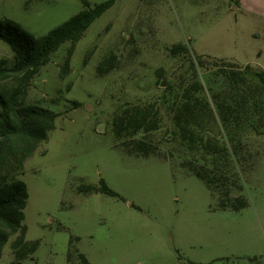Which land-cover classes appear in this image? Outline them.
<instances>
[{"label":"rangeland","instance_id":"rangeland-1","mask_svg":"<svg viewBox=\"0 0 264 264\" xmlns=\"http://www.w3.org/2000/svg\"><path fill=\"white\" fill-rule=\"evenodd\" d=\"M83 1L0 0V20L39 36L82 11ZM179 44L188 52L173 56ZM71 49L52 55L25 100L60 117L18 177L29 192L27 240L41 243L24 264H68L72 236L90 264H264V135L224 125L214 106L232 93L224 70H264V19L241 0H116L67 66ZM3 60L11 66L15 56L0 40ZM15 86V78L0 80L3 90ZM187 101L196 113L181 123ZM138 104L156 109L158 129L135 137L155 153L148 158L113 131L115 117ZM202 169L215 180L224 174L217 193L191 174ZM101 178L125 202L79 192ZM237 195L249 198L247 209L217 210ZM13 240L0 264H12ZM75 248L70 264H83Z\"/></svg>","mask_w":264,"mask_h":264},{"label":"trees","instance_id":"trees-1","mask_svg":"<svg viewBox=\"0 0 264 264\" xmlns=\"http://www.w3.org/2000/svg\"><path fill=\"white\" fill-rule=\"evenodd\" d=\"M115 4L116 0H107L95 5L84 0L82 11L39 36L29 33L12 20H0V40L15 56L11 66L7 61H0V80L16 79V86L12 89L0 88V261L4 248L12 238H14L11 244L14 257L12 264L34 261V256L41 245L40 241L27 240L28 227L24 222L29 192L27 184L18 177L23 175L26 161L35 155L40 145L48 141L50 134L57 129L60 115L39 106L25 105L31 81L39 74L40 69L50 62L54 53L64 45L71 44L68 66L76 45L91 26ZM185 51L188 52L181 44L170 49L173 56H179ZM199 64L204 66L201 60ZM223 76L230 81L232 93L228 97H218L214 100L222 123L233 128L246 124L256 134L264 135V70L248 64L243 71L224 70ZM75 106L81 104L75 103ZM155 113L154 106L138 104L124 109L114 119V133L118 138L129 137L136 143L137 157L148 158L155 155L145 140L135 138L139 132L147 133L158 129L154 119ZM195 113L196 108L187 101L178 109L179 121L188 122ZM203 170H191V174L200 179L208 190L217 193V190L222 188L217 189V184L224 174L216 171L215 175L219 179L215 180L212 178V171ZM79 192L84 195L102 194L125 202V199L103 178L100 179L99 186H82ZM218 194L221 197V194ZM249 206V198L237 195L227 203L220 200L217 210L238 213ZM134 208L140 210L138 207ZM79 241L78 237H71L68 264L71 263V248L74 246L76 247L74 252L79 260L83 264H90L86 255L76 246Z\"/></svg>","mask_w":264,"mask_h":264},{"label":"crops","instance_id":"crops-1","mask_svg":"<svg viewBox=\"0 0 264 264\" xmlns=\"http://www.w3.org/2000/svg\"><path fill=\"white\" fill-rule=\"evenodd\" d=\"M247 14L264 19V0H241Z\"/></svg>","mask_w":264,"mask_h":264}]
</instances>
